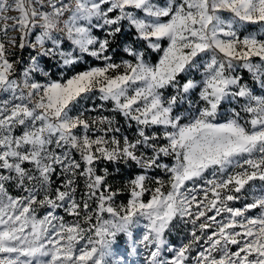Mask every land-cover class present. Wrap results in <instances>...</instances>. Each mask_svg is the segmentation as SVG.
Wrapping results in <instances>:
<instances>
[{
	"label": "snow or ice",
	"instance_id": "1",
	"mask_svg": "<svg viewBox=\"0 0 264 264\" xmlns=\"http://www.w3.org/2000/svg\"><path fill=\"white\" fill-rule=\"evenodd\" d=\"M48 3L51 11L38 15L33 5L42 0H0V20H12L11 30L22 33L19 47L39 49L17 76V62L9 59L14 53L0 42V93L8 94L0 99V264H123L109 259L116 255L118 237L132 240L141 225L143 264H185L193 245L201 249L195 264H264V194H251L252 202L243 207L229 203L239 201L250 182H264V94H255L239 74L246 70L264 90V0ZM8 11L20 15L3 16ZM224 11L231 18L225 19ZM41 19L44 23H36ZM242 23L259 24L261 32L241 38ZM8 31L0 28L5 36ZM125 32L133 40L123 47L126 58L117 62L113 40ZM33 33L35 43L26 45ZM10 43L16 45L14 39ZM151 53L158 60L149 59ZM87 57L104 65L76 71ZM47 60L55 64L48 66ZM66 72L75 74L65 79ZM91 99L101 103L73 115ZM109 102L128 129L135 126L134 135L124 134L111 117L83 118L85 111ZM225 106L231 111H221ZM242 114L250 120L242 123ZM18 126L22 133L14 135ZM152 128L159 131L149 132ZM101 160L143 170L129 182L126 206H113L116 193L96 171ZM156 169L170 174V190L163 192L157 178L159 187L145 202V181ZM58 170L63 179L52 190ZM78 177L85 180L88 200L97 201L95 209L83 202L84 226L65 224L57 214L63 209L82 215L74 195ZM13 181L25 196L8 193L5 182ZM37 203L50 209L43 218L35 214ZM253 209L259 215L247 216ZM175 220L191 225V239L178 249L166 238Z\"/></svg>",
	"mask_w": 264,
	"mask_h": 264
},
{
	"label": "rangeland",
	"instance_id": "2",
	"mask_svg": "<svg viewBox=\"0 0 264 264\" xmlns=\"http://www.w3.org/2000/svg\"><path fill=\"white\" fill-rule=\"evenodd\" d=\"M11 2H12V0H9V3H11ZM42 2H43L42 5L41 4H34L33 5V7H35L37 9L38 15L40 14L39 11H51V5L48 3V0H42ZM65 2L70 3L71 0H65ZM158 2L163 3L164 0H158ZM73 7H75L74 4H73ZM19 15H20V13L17 11H8V12L3 13V16L9 17V18L10 17H18ZM221 15L225 19H229L232 16V14L227 12V11L222 12ZM36 23L42 24V23H44V21L41 19V20H37ZM5 26L9 29V31H8L6 36L2 32H0V42H3L5 44V47L9 53H14V55L9 56V59L15 60L17 62L15 64V68L17 69L16 75L19 76V72L22 70V68L24 66H26L23 62L28 61L30 56L36 55V52L39 49H34V48L28 47V46L21 49L19 47V44H20L19 38L22 35V33L19 31H12L11 30L14 27L12 20H7V21L0 20V28H4ZM260 32H261V26L259 24L242 23V27L240 28L238 34L241 36V38H243V36H245V35L258 34ZM35 34L36 33H33L32 36H29L25 40L26 45L35 43V40H34ZM93 34L100 37L101 39L104 38L103 32L94 31ZM260 38H264V36H261ZM13 39L16 41L15 46H13L10 43V41ZM162 43L164 44V46H166V42H162ZM127 44H130V43H127ZM125 45L122 46V48H121L122 51H123V47ZM65 47H67V45H65ZM114 51H115V49L111 50L112 55H113ZM90 58L92 60L99 61L101 63L100 65H96L93 67H102L104 65L103 61L96 60L95 58H92V57H90ZM113 59L115 61L119 62L121 59H124V58L116 60L113 57ZM149 59H150V57H149ZM252 60H253V62L259 63V59L257 57H253ZM81 62H84V61H81ZM239 74L244 77V82L248 83L250 87H254L255 94H257V95L264 94V90L259 89L258 85H256L255 81L252 80L251 75L249 73H247L246 70L241 69ZM39 79L43 80L42 77H39ZM92 95L95 97V96H98L99 93H94ZM7 97H8L7 93H0V99H4ZM98 101H99L98 99H91V100H85V101L81 102V104L78 106L79 110L74 111L73 115H79V112L84 111L85 108H95L96 105L99 104ZM109 104H110V102H109ZM109 108L110 107H107L106 105H104L103 108H96V110L92 111V113L95 115L106 116V115H109L108 113H110ZM221 111H229L230 112L231 109L227 108L225 106L224 108L221 109ZM87 112H90V111L84 112L83 118H85V119L90 118L89 116H87L88 115V114H86ZM242 115L244 116V119L241 121L242 123L250 120V118H251L248 114H242ZM221 122H223V118H221ZM246 126L249 129H251L250 123H248ZM156 130H158V129L152 128V129H149L148 131L152 132V131H156ZM76 131L82 132V129H77ZM21 133H22V126H18L13 134L14 135H20ZM96 134L98 135L99 133H96ZM77 158H78V155H77ZM162 160H163V162L169 163V165L174 163V160L171 157H163ZM101 161H103V160H101ZM26 167L30 168L31 166L26 165ZM4 174H7V173L5 172ZM169 176H170L169 173H167L161 169L150 170L148 173V179L145 181V186L147 189H149V191L144 193V195L142 196V200L147 202L151 198L152 191H154V189L156 187H159V185L156 183L157 178L160 179L161 181H163V183H164V187L161 190L165 193L167 191H169L170 190ZM62 179H63V177H61V175L59 174V170H58L57 173L53 174V176H52V188L55 189L56 187H60ZM77 181H79L80 183H83V185H85V187H86L85 180L83 177H78ZM25 183H26V186H28V182L26 181ZM188 183L190 184L191 182H188ZM197 183L198 184L202 183V181H197ZM5 184H6V188L8 190V193L10 195H12L14 197H16V196L23 197L26 195V193L23 192L21 188L16 186L14 181L13 182H5ZM87 192H86V195H87ZM41 193H43V192H41ZM251 194H255V195L264 194V182L259 181V180L250 182L249 185L245 186V189L242 191V193L238 194L241 196V199L239 201L229 202V203L233 207H237V208L243 207L244 204L252 202ZM40 199L41 198L38 197V201ZM129 199H130V197H129ZM86 200H88V197L86 198ZM77 202L81 203L82 215L80 217L70 216L63 209L57 210V214L63 217L65 224H74L76 222H80L82 224V226H84L83 225V202L80 199L77 200ZM88 203L90 205V209H95L96 204H97V201L95 200V198H93L92 200H88ZM112 203H113L114 207L119 208L118 206H115L116 203L114 200ZM126 205H127V203H126ZM33 208L35 209V214H36L37 218H43V216L46 214V212L50 210L46 206H41L39 203L33 205ZM193 208H194V206H193ZM259 211H260L259 209H253V210L247 212L246 215L247 216L259 215ZM104 215L107 218V214L105 213ZM207 215L211 216V215H213V212H208ZM222 215H224V214H222ZM217 219H220V217H217ZM198 223H199V221H198ZM173 224H175L176 226L172 227L169 230V232L166 233V238L169 241L170 246H175L178 249L183 244L188 243V241L191 239V237L189 236L191 225H185L183 223V221H179V220L173 221ZM213 230L214 229H208L207 231L210 233ZM143 231H144V229L141 225V227L133 229L132 240H129L127 237H125L123 235L118 237V244L114 246V252L116 255L114 257H110L109 259L122 260L123 264H143L144 258L146 255V249L139 242V236L143 233ZM199 234L200 233L198 232V235ZM133 241H135L134 246H133ZM83 244H86V239L80 240L79 243L76 245V247L78 248V247H80V245H83ZM192 247H193V250L189 254V259L185 262V264H195L194 257L196 255V252L201 250L198 245H193ZM232 250L235 251V246H232ZM173 255H174L173 253H167L166 257H171ZM45 259H47V258H45Z\"/></svg>",
	"mask_w": 264,
	"mask_h": 264
},
{
	"label": "trees",
	"instance_id": "3",
	"mask_svg": "<svg viewBox=\"0 0 264 264\" xmlns=\"http://www.w3.org/2000/svg\"><path fill=\"white\" fill-rule=\"evenodd\" d=\"M134 31V30H133ZM133 40V36L131 33H122V34H118L116 36V38L113 40V49H115L114 53H113V57L116 60H119L121 58H126V54L122 51V46L127 44V43H132ZM112 49V50H113ZM150 59L155 62L158 59V54L156 53H151L150 55ZM46 64L48 66H52L55 64V61L53 60H47ZM101 63L99 61H95L92 60L90 57L86 58V62H80L77 66H76V71H84L90 67L96 66V65H100ZM44 66V65H43ZM51 72L53 75L54 79L59 80V73L57 71L56 67H51ZM75 74L74 72H66L64 74L65 79L68 78L70 75ZM98 103L100 104L101 102L98 101ZM107 107L111 108V105L109 103L105 104ZM109 108V110H110ZM110 113H108L109 115H106L108 117H111L114 119V121L117 123V126L121 127L122 132L124 134H127L129 136L134 135V125H133V129H128L127 124L125 123L124 119L122 116H120L118 113L109 111ZM86 114H88L87 116H89L90 118L88 120H92L98 116L101 115H95L92 113V111L87 112ZM106 125H94V127H103ZM158 131V130H156ZM109 135H112L111 133H109ZM96 167V171L97 174L99 175H103L106 177V185L110 187V189L112 191H114L116 193L115 197H114V201L116 203L115 206L121 207L125 206L130 195V187H129V182L131 179H133L135 177V175L141 173L143 170H141L138 166H136L135 164H132L131 167H129L128 165H125L122 162L119 163H113V162H107V161H98L95 165ZM107 169V172L105 173L104 169ZM53 176V175H52ZM52 190H54V188H52ZM88 191V189H86L85 185H83V183H80L79 181H77V190L75 195V198L77 200H81L82 202H84V200H86V192ZM41 199H43V193H41V195L39 196Z\"/></svg>",
	"mask_w": 264,
	"mask_h": 264
},
{
	"label": "built area",
	"instance_id": "4",
	"mask_svg": "<svg viewBox=\"0 0 264 264\" xmlns=\"http://www.w3.org/2000/svg\"><path fill=\"white\" fill-rule=\"evenodd\" d=\"M59 31H63V28L61 27V28L59 29Z\"/></svg>",
	"mask_w": 264,
	"mask_h": 264
}]
</instances>
